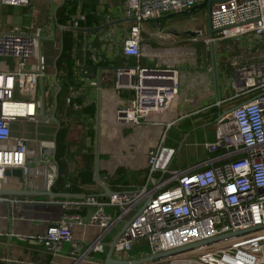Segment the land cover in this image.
<instances>
[{
	"label": "built area",
	"instance_id": "built-area-1",
	"mask_svg": "<svg viewBox=\"0 0 264 264\" xmlns=\"http://www.w3.org/2000/svg\"><path fill=\"white\" fill-rule=\"evenodd\" d=\"M203 1H125L121 12L127 24L121 50L127 58L134 57L136 61L127 60L116 68L115 87L134 91L132 99L123 96L115 106L114 121L121 128L146 124L153 130L178 107L183 71L173 53L177 49L189 50L149 45L143 40L142 22L166 13L189 10ZM29 2L0 0V142H3L0 144V180L6 177L9 167H20L25 187L30 185L47 191L59 175L56 148H49L51 156H37L28 138L12 134L14 120H37L41 110L45 113L44 88L41 97H37L45 74L43 38L28 30L12 28L3 15L5 5L18 7ZM83 17L78 10L69 17L65 28L78 27V19ZM132 20L137 22L131 23ZM211 23L216 33L214 36L206 34L208 43L215 42L218 36L247 33H254L264 41V0H213ZM203 34V29L199 28L192 38L196 40ZM142 56L158 63L143 65ZM2 57L10 59L1 61ZM237 74L238 95L243 101L219 116L215 138L206 143L211 151L222 150L219 155L222 161L215 162L216 157H211L186 169H170L176 148L165 144L166 132L162 131L156 138L157 144L146 150L148 178L139 189L120 190L108 199H99L91 193L79 201L63 200L65 208L88 206L92 209L87 215L65 212L49 224L44 233L24 235L0 228V237L36 239L53 254L60 253L65 242H71L72 251L76 252L82 246L73 237L74 225L97 226L98 233L82 252L81 258H84L91 250L104 251L106 234L120 221H126L113 240V250L121 253L129 252L138 239L147 238L152 255L191 246L157 257L165 264H264V59L239 65ZM55 80L58 84L57 78ZM248 93L254 94L249 96ZM172 123L168 122V127ZM40 175L44 177L42 187L34 181V177ZM101 179L100 183L107 186ZM30 199L28 195L21 197L0 191L2 201L21 203ZM52 200L55 199L52 197Z\"/></svg>",
	"mask_w": 264,
	"mask_h": 264
},
{
	"label": "crops",
	"instance_id": "crops-1",
	"mask_svg": "<svg viewBox=\"0 0 264 264\" xmlns=\"http://www.w3.org/2000/svg\"><path fill=\"white\" fill-rule=\"evenodd\" d=\"M82 1L78 0L79 7ZM125 1L96 0L95 11L100 15L101 24L88 26V28H91L88 30L83 29L86 27H79L80 29L71 28L75 32L76 37L73 56L75 58L76 69L74 80L78 86L69 80V88L78 94L74 96L75 98L83 97L82 103L77 102L79 106L88 105L91 102L96 103L94 117L89 115L96 120L95 137H92L95 138V152L99 91L100 132L101 121L105 118L107 104L111 101L110 94H113L116 106L119 98L124 96L120 94V91L128 90L117 89L115 87L117 66L125 63L127 60L131 62L130 60L134 59V57L127 58L121 50L124 28L127 24L126 18L121 12ZM63 2L64 0H30L28 5L18 7L5 5L3 7L4 19L7 23H12L10 24L12 27L31 31L41 36L43 42H47L45 48H47L48 61H46V64H43L45 74L39 83L41 93L43 88L45 91L50 92L49 89L57 84L54 78L57 68L56 59L63 48L62 35L64 29L59 27L56 11L58 6ZM86 3L90 4V0H86ZM48 16H50L51 20L48 19ZM55 24L58 25L61 31L58 41V52L56 53V57L52 58L55 51ZM102 24L106 25L101 29L97 28V26ZM79 33L81 37H78ZM167 46L184 47L186 50H189L183 52L177 49V52L173 53L177 57L176 64L183 71L178 107L173 113L168 115V119L162 125L156 126L153 130H149L150 127L146 124L121 128L114 121V125L119 128L118 131L122 134L126 133V129H132L133 132L127 134L122 139L125 141L123 151H121L122 148L119 152L115 149V153L106 162L101 159L104 161L101 162L103 163L101 169L109 171L107 172L108 181L106 183L111 190H137L146 184L148 178L146 150L148 146H151L148 143L149 137L154 135L155 132H166L165 144L176 148L175 156L180 148L197 147L200 144L198 141V131L204 128L203 131L205 132L206 129L210 128V137L204 141L203 147L194 150V157L189 162L193 166L205 162L211 157H216L215 162L222 161L223 158L219 157L222 150L211 151L206 146V143L213 141L215 138L216 124L219 116L243 101V97H239L237 90L239 83L238 66L241 64H252L264 59V41L256 34L247 33L243 36L234 37L218 36L215 40L219 83L217 90L215 72L213 70L214 63L210 54L211 45L210 47L205 46L202 51L189 45L170 44ZM88 53L89 56L87 55ZM87 56L90 58L91 64L96 65L93 69L92 67H88L87 64L77 63L78 57L86 61ZM143 57L148 56H142L141 62ZM119 58H122L121 63H118ZM101 62L106 63V65H99ZM156 63L152 65H156ZM30 65L32 67L35 66V64ZM61 78L64 79L66 77L58 70L57 80L60 82ZM45 79L49 81L48 87L45 86ZM252 94L254 93H248L249 96ZM44 110L48 118L44 117L41 110V114L37 120L19 118L12 123L13 136L28 138L30 148L34 149L35 154L41 157L51 156L49 148L56 146V134L60 127L57 121L49 118L52 114H56L55 101L45 103ZM170 121H173V123L168 127V122ZM170 129H174L177 132V137H174L173 140L167 143ZM2 143L0 142V144ZM100 147L99 139V160L101 154ZM117 168H121L119 173L116 172ZM75 171L73 172L75 173ZM103 172L101 171L102 174ZM94 177H96L95 173ZM23 178V172L20 167H9L6 177L0 180L1 190H16L13 193H17L21 197L28 195L31 198L30 201L21 203H10L0 200V228L13 230L18 234L37 235L44 233L48 225L58 220L63 213L78 211L83 215H87L92 209L88 206L65 208L62 205L63 200L79 201L91 193L95 194L99 199H108L109 197L108 194H105V187L96 178L95 184L87 185L76 177L77 180L74 183H70L69 181L63 183L59 191H56L53 187V190L59 193L56 195L21 192V190H42L35 189L30 185L25 187ZM34 181L42 187L44 177L42 175L34 177ZM53 186H55V183ZM52 197L55 200H52ZM125 224L126 221H120L106 234L104 240L107 244L104 251L91 250L85 256L83 255L84 258H81L82 252L86 249L87 242L98 233L99 228L97 226L75 224L73 227V237L82 247L73 252V244L65 242L63 250L58 254H53L45 245L37 242L36 239L21 240L17 236L9 237L8 235H3L0 237V264H30L31 262L41 264H105L110 251V245L119 235ZM150 255H152V251L147 238H140L135 241L129 252L121 253L115 250L112 252V258L128 261L125 264H141L143 262L138 263L137 261ZM7 258L10 260H7ZM144 262H148V264H165V261L159 258H152Z\"/></svg>",
	"mask_w": 264,
	"mask_h": 264
},
{
	"label": "rangeland",
	"instance_id": "rangeland-1",
	"mask_svg": "<svg viewBox=\"0 0 264 264\" xmlns=\"http://www.w3.org/2000/svg\"><path fill=\"white\" fill-rule=\"evenodd\" d=\"M169 13L163 14L159 20L157 18H152L148 20H144L142 22V35L145 42L154 47H164L170 44L176 45H189L194 46L196 49L202 51L205 46L210 47L211 43L206 41L207 31V9L206 8H196L191 12L187 13H178L172 16H166ZM50 19V16H48ZM51 20V19H50ZM137 22L136 20H132L131 23ZM12 24V23H10ZM55 36H54V55L52 58L56 57V53L58 52L59 47V36H60V28L57 24H55ZM16 28V27H12ZM199 28L203 29L204 34L201 35L200 38L194 40L193 34L189 31L195 32ZM58 34V35H57ZM58 36V37H56ZM190 38V40H188ZM47 42H43V54H44V64L48 61V53L46 52ZM6 59H10L7 57H2L1 61ZM196 61L195 59H193ZM52 61V60H51ZM82 61V58L78 57L77 62ZM122 58H119V62L121 63ZM132 63L136 61V58H132L130 60ZM157 60H150L148 57H143L142 64L152 66L155 64ZM45 86L48 85V79H45ZM59 82V80H58ZM61 84L60 82L56 84L53 88H50V92L45 91L46 94V103H51L55 101L56 103V94L59 90ZM48 87V86H47ZM121 95L127 97V99H132L134 96V91L131 89L121 90ZM75 94L73 89L68 87L67 92L61 97L60 105L57 107L58 117L67 122L69 127L68 132V144L70 149V157L69 158V169L76 170L84 165L85 156L95 150V138H92L91 131L95 132V118H91L90 116L84 114L82 112V107H80L77 103L72 105V99ZM37 97H41V86L38 87V95ZM111 101L107 104V108L105 110V118L101 121V131H100V160H99V171L101 170L103 174L99 173V176L103 178V180L108 181L107 178V170H103L101 162H106V160L116 151H123L125 147V141L122 140L127 134L133 132L132 129H126L124 134L119 132V128L114 125V96L110 94ZM130 101V100H129ZM145 125V124H144ZM93 129V130H92ZM204 129V128H203ZM203 129L198 131V141L200 144L196 146H192L188 149L180 148L177 151V154L174 156L170 163V169H186L189 168L192 164L189 162L192 157H194V150L196 148H201L204 145V141L210 137L211 129L208 128L204 132ZM134 130V129H133ZM160 135V133L155 132L154 135L149 137L148 143L150 145H155L157 142L155 141V137ZM95 137V134H94ZM174 137H177V132L174 129H170L168 132L167 143L173 140ZM132 138V137H130ZM115 141V143H113ZM112 144V146H111ZM104 147V148H103ZM116 147V148H113ZM103 159V160H101ZM94 165V173H95V165H96V152L95 158L93 161ZM113 172V171H112ZM106 173V174H105ZM96 178V177H95Z\"/></svg>",
	"mask_w": 264,
	"mask_h": 264
},
{
	"label": "trees",
	"instance_id": "trees-1",
	"mask_svg": "<svg viewBox=\"0 0 264 264\" xmlns=\"http://www.w3.org/2000/svg\"><path fill=\"white\" fill-rule=\"evenodd\" d=\"M95 2L96 0H90V4L86 3V0H83L80 7L78 5V0H64L62 4H60L56 11V19L60 25H67L68 19L70 16L75 15L78 10L84 14L83 18L78 19L77 25L78 27H88V26H95L97 24H101L100 15L95 11ZM78 37H81L80 33ZM62 42L63 48L56 59V64L59 72L63 73L66 78L60 80V88L56 94V116L57 114V107L60 105L61 97L67 92L69 87V80L71 83L77 85L75 79L76 72H75V58L73 56V49L76 43L75 32L71 28H64L63 35H62ZM89 56V53L87 54ZM85 62L88 67H96V65L91 64L90 58H88ZM99 65L104 66L106 63L101 62ZM67 79V80H66ZM79 82V81H78ZM79 84V83H78ZM241 97V96H239ZM241 100V98H239ZM238 100V101H239ZM82 103L83 97L80 96L79 98L73 97L72 105L74 103ZM82 112L86 115H90L94 117L96 113V103L91 102L88 105H82ZM60 127L56 134V150H55V158L59 163V175L55 181L54 189L59 191L60 187L63 183H74L77 179H80L84 184H95L96 179L94 177V165L93 161L95 158V150L89 152L84 158V166L81 169H76L75 173L74 170H69V158L70 157V149L68 144V132L69 127L66 121L59 118ZM93 130V129H92ZM91 136L94 137V131H91ZM121 168H117L116 172L119 173ZM74 173V175H73ZM57 184V186H56Z\"/></svg>",
	"mask_w": 264,
	"mask_h": 264
},
{
	"label": "water",
	"instance_id": "water-1",
	"mask_svg": "<svg viewBox=\"0 0 264 264\" xmlns=\"http://www.w3.org/2000/svg\"><path fill=\"white\" fill-rule=\"evenodd\" d=\"M212 2L213 0H205L203 2H200L198 4H196L195 6H193L191 9H185V10H182V11H179V12H171L169 14H167L166 16H172V15H175V14H178V13H187V12H191L193 11L194 9L196 8H206L207 9V31H208V34L210 36H214L215 33H216V29L212 26V23H211V8H212ZM157 20H159V18H157ZM107 24V23H106ZM106 24H102V25H99L97 26V28L101 29L103 28ZM59 27L61 29H64L65 26L64 25H60L59 24ZM75 29H80L79 27H73ZM85 30H88V29H91L90 27H86V28H83ZM191 32L193 35L196 34V31L195 32H192V31H189ZM211 46H212V49H211V52L210 54L212 55V58H213V70L215 72V82H216V85H217V90H218V86H219V83H218V74H217V60H216V54H215V42H211ZM57 73H58V70L56 68V73L54 75L55 78H57ZM60 86V85H59ZM99 106H100V91L98 93V117H97V123H98V126H97V136H96V165H95V176H96V179L101 182L102 179L101 177L99 176V128H100V116H99ZM233 108V107H232ZM232 108H230L229 110H231ZM227 110V111H229ZM226 112V111H225ZM224 112V113H225ZM223 114V113H222ZM45 118H48V116L44 113L43 114ZM52 120L54 121H57L60 125V122H59V119L57 118L56 114H52L51 117ZM56 148V146H55ZM105 194H108V195H111L113 193H116L117 191L115 190H111L108 186H105ZM0 191H4V190H1ZM6 191V190H5ZM16 191V190H14ZM14 191H11V190H8L6 192H14ZM21 192H25V193H30V194H44V195H56V194H59L58 192H55L53 190V187H50L49 190L47 191H42V190H21ZM65 194H67L65 192ZM70 194V193H69ZM113 244L114 242L111 243L110 245V251H109V254L106 258V261H105V264H109V263H121V264H125V263H128V261H123V260H115L114 258H112V252H113ZM191 246H184V247H180V248H175V249H172V250H168V251H164V252H160L158 254H155V255H150V256H147L145 258H142L140 260H138L137 262L140 263V262H144V261H148L152 258H157V257H162V256H166V255H169V254H172V253H176L178 251H181V250H184V249H187Z\"/></svg>",
	"mask_w": 264,
	"mask_h": 264
}]
</instances>
